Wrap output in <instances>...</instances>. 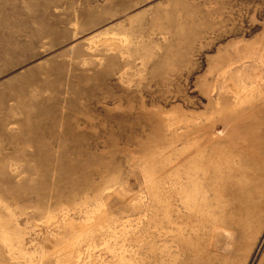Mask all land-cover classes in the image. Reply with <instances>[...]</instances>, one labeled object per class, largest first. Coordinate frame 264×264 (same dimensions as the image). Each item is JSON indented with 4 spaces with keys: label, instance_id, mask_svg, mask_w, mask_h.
Segmentation results:
<instances>
[{
    "label": "rangeland",
    "instance_id": "374dc122",
    "mask_svg": "<svg viewBox=\"0 0 264 264\" xmlns=\"http://www.w3.org/2000/svg\"><path fill=\"white\" fill-rule=\"evenodd\" d=\"M232 3L0 0V264H264V93L207 197V116L264 36Z\"/></svg>",
    "mask_w": 264,
    "mask_h": 264
},
{
    "label": "bare ground",
    "instance_id": "6f19581e",
    "mask_svg": "<svg viewBox=\"0 0 264 264\" xmlns=\"http://www.w3.org/2000/svg\"><path fill=\"white\" fill-rule=\"evenodd\" d=\"M207 2L214 3L213 10L209 11L215 14L223 13V5L228 6L229 15L235 12L239 13L241 10L240 8L235 9L232 0H207ZM256 3L257 9L260 10L264 0H256ZM241 40L243 41V39ZM240 47V55L236 59L239 64L233 68L230 66L234 61H230L229 67L223 73L222 88L225 91L223 94L231 98V106L223 105L220 102L212 104L210 114L207 116L208 134L209 132L213 133L219 125L227 128L221 136L214 137L211 133L207 134V197L210 193L215 194L216 192V190L214 191L215 185H213L215 178L221 176L225 168L230 166L227 159L223 157L227 153L226 148L216 146L209 154L208 147L212 143L211 141L226 140L232 144L237 142L241 137L239 129L253 123H247L244 120V114L255 113L256 100L264 93V36L257 38L251 44L244 41L240 43ZM251 83L252 85H250ZM216 112H220L221 115L218 117ZM208 202L210 201H207V207L211 206V203ZM172 237L173 240H177L174 234Z\"/></svg>",
    "mask_w": 264,
    "mask_h": 264
}]
</instances>
